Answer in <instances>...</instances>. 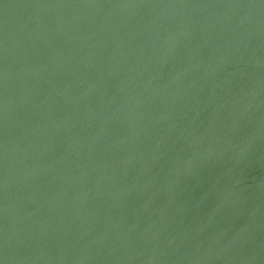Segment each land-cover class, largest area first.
<instances>
[{
    "label": "water",
    "instance_id": "water-1",
    "mask_svg": "<svg viewBox=\"0 0 264 264\" xmlns=\"http://www.w3.org/2000/svg\"><path fill=\"white\" fill-rule=\"evenodd\" d=\"M2 264H264V0H0Z\"/></svg>",
    "mask_w": 264,
    "mask_h": 264
},
{
    "label": "snow or ice",
    "instance_id": "snow-or-ice-1",
    "mask_svg": "<svg viewBox=\"0 0 264 264\" xmlns=\"http://www.w3.org/2000/svg\"><path fill=\"white\" fill-rule=\"evenodd\" d=\"M0 264H2V261H0Z\"/></svg>",
    "mask_w": 264,
    "mask_h": 264
}]
</instances>
